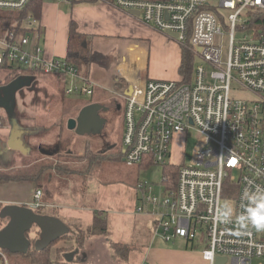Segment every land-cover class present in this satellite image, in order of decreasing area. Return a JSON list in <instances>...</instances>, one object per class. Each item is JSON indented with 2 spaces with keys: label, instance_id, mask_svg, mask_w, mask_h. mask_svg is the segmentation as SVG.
Returning <instances> with one entry per match:
<instances>
[{
  "label": "built area",
  "instance_id": "1",
  "mask_svg": "<svg viewBox=\"0 0 264 264\" xmlns=\"http://www.w3.org/2000/svg\"><path fill=\"white\" fill-rule=\"evenodd\" d=\"M29 1L0 0V11L18 13ZM113 2L138 11L145 23L165 34L175 33L179 43L189 44L204 61L195 65L191 82L148 79L125 94L123 160L131 167L151 162L162 170L177 168L162 171L161 182L168 188L161 184L162 196L141 194L136 212L152 217L164 241H200L209 264L217 259H225L223 264H264V232L238 220L245 189H264V0ZM23 21L36 23L31 16ZM238 29L251 31L253 37H237ZM3 33L0 66L7 58L20 70L70 76L67 96L94 93L96 83L80 76L65 58L48 60L30 36ZM192 129L202 140L194 162H170L174 136ZM34 198L33 209L40 205V190ZM226 202L234 210L232 221L217 223L215 210ZM0 255L5 258L1 249Z\"/></svg>",
  "mask_w": 264,
  "mask_h": 264
},
{
  "label": "rangeland",
  "instance_id": "2",
  "mask_svg": "<svg viewBox=\"0 0 264 264\" xmlns=\"http://www.w3.org/2000/svg\"><path fill=\"white\" fill-rule=\"evenodd\" d=\"M221 14L226 17L228 15L225 11ZM248 18L245 15V19ZM245 35L250 38L253 37V33L249 30H237V37ZM187 48L194 53L189 44ZM193 63L195 65L204 64V61L195 54ZM9 77L10 74L7 71L0 70V86L12 82ZM20 78L24 83V89L19 90L13 100H9L6 90L0 87V115L3 119V123L1 122L0 125V139L6 143L14 126L25 128V130L31 131L25 139L22 137L26 141L24 143L26 152H29L24 155L25 152L22 154L15 151L12 159L8 162L6 158H2L0 174L35 175L44 169L43 177L38 182L39 185L36 184V186L41 187L42 199L40 205L35 209L41 215L66 217V213L63 212L64 209L59 207L55 199L57 196L65 198L66 182H70L72 185L74 196H77V193L81 195V206L88 212L94 209H105L107 213H113L127 208L130 205L129 202L132 203V209L135 206L134 194L135 192L136 195L137 192L139 193L138 184H149L150 186L147 188L149 193L154 196H162L161 186L158 185L162 179L161 167L153 165L149 169L140 168L138 170L136 167L128 166L123 160V154L117 153L116 143H113V145L116 144V147L112 149L114 158H107L110 155V152L107 151L108 147L103 149L102 146L107 143V139L108 142L119 141L121 138L119 133L123 131L120 120L111 116V113L114 115L112 107L109 108L111 113H105V108L99 105L100 110H103L102 115L109 114L108 122L104 128L102 126L90 133H82L78 128L70 130L69 118H76L83 108L82 104L90 100L92 95L84 97L65 96L63 87L66 85L53 74L40 73L32 76L26 73L20 75ZM96 94L99 96L100 91ZM244 96L249 97V94H244ZM123 134L124 131L122 132V139ZM23 135L25 134L23 133ZM177 135L180 136L176 137ZM174 138L169 161L179 166L191 165L202 142L200 134L192 129L188 132L177 133ZM86 147L90 148L92 155H97L99 156L97 159H101L99 161L94 158L87 159L84 151ZM7 152L8 150H4L5 155ZM92 164H94L93 168H91ZM66 169L75 173H71V175L66 172ZM83 172L85 173L83 174ZM85 175L88 178V184L92 186V190L88 192L80 191L78 186ZM37 191L32 193L33 186L28 181L2 184L0 186V202L2 200L23 201L26 199L27 203L21 205L31 206L35 202L34 196ZM3 207V204L0 203V210ZM134 216L139 215L134 214ZM134 216L129 215L125 218L118 216L116 220L111 219L112 227L115 226L119 231L126 227L137 229ZM3 222L5 220L0 219V228L4 227V225L2 226ZM78 223H81V226L76 224V229L82 228L85 234L90 232L91 227L88 221H79ZM39 234L38 227H33L29 234L32 242L39 239ZM66 236H64L65 239ZM64 242L65 240L60 239L54 243L50 247L52 248L51 253H56L58 248L65 246ZM202 245L198 240L193 243H186L183 239L170 242L163 240L161 243L165 250L177 252V255H183L187 250L199 254ZM4 254L5 258L0 259V264H30V259L19 253L5 252ZM182 260L176 256L177 264H181ZM60 261L62 262L63 259L59 257L54 264H60ZM176 261L174 257L164 259L165 264H176Z\"/></svg>",
  "mask_w": 264,
  "mask_h": 264
},
{
  "label": "crops",
  "instance_id": "3",
  "mask_svg": "<svg viewBox=\"0 0 264 264\" xmlns=\"http://www.w3.org/2000/svg\"><path fill=\"white\" fill-rule=\"evenodd\" d=\"M1 13L9 12L0 11V15H2ZM39 20L38 27L41 28L42 34L40 36L35 35L34 39H31V44L39 45L46 59L65 58L67 56L71 27L87 38L88 43H90L88 48L101 58L91 61L87 65L86 77L90 78L96 85L91 99L85 101L82 107H94L96 118L91 128L85 133H90L92 129H98L102 126L105 127L109 114L102 115L103 110H100L99 105L103 108H109L115 102L125 100L128 87L142 85L148 79L183 80L182 75L179 73L183 44L154 26L145 23L140 14L136 15L117 7L113 0H69V2L43 0ZM3 35L0 25V36ZM25 74L26 72H23L20 75ZM29 74L34 76L40 73ZM56 77L66 86L71 80L70 76ZM34 79H37V77H34ZM66 86L63 87L64 91ZM22 89H24L23 86L19 87L16 90V95ZM99 91L100 95L98 96L96 92ZM83 108L82 110H84ZM80 115L81 113L76 118L70 117L68 124L71 120L76 121L78 124ZM77 124L73 130L76 129ZM69 129L72 130L70 127ZM122 132L119 133L121 136L119 141L108 142L107 139V143L102 146L103 149L108 147L107 151L110 152V155L107 158H114L112 149L116 147V144L117 153L123 154L122 145L120 144L122 142ZM115 136L117 135L115 134ZM25 137L26 135H23L24 139ZM113 143L116 144L113 145ZM15 151L24 154L22 151L9 149L7 155L4 154L3 158H6L7 162L10 161ZM84 151L86 152V158L89 160L94 158L99 161L101 159H97L99 157L97 155H92L89 147H86ZM28 152H25L24 155H27ZM93 167L94 164L91 165V168ZM87 179L85 175L83 180H79L80 191L88 192L92 190V186L88 184ZM89 180L92 179L89 178ZM32 186V193H34L35 188L41 190V187L36 186L34 183H32ZM73 190L70 182H66L65 198L55 197L59 207L63 208V212L66 213V217H56L60 218L69 227L70 233L67 235H70L73 246L70 253L63 254V260H66V262L62 261V264H165L164 259L166 257H174L176 261V256L183 259L181 264H209L200 252L197 254L192 253L194 251L187 250L183 255H177V252L165 250L161 246L163 239L156 232L152 217L146 213L135 211L139 198L138 192L137 195L136 192L134 194L135 206L132 209V203L129 202L130 205L127 208L107 213L105 209H94L88 212L87 209L81 206V195L77 193V196H74ZM0 203L3 206L8 204L21 205L26 204L27 200H2ZM32 210L35 211L33 208ZM97 213H104L107 217V234L89 235L88 233L89 236L80 243L77 239L78 234L82 232L85 234V232L82 228L76 229L75 225L81 226V223H78L79 221H88L91 227ZM134 214L139 216H134ZM129 215L135 217L137 229L126 227L119 231L115 226L112 227L111 219L116 220L118 216L125 218ZM1 220H5L2 226H6L9 222V219ZM32 246L34 247V242ZM70 254L73 255L72 258L67 260L66 255Z\"/></svg>",
  "mask_w": 264,
  "mask_h": 264
},
{
  "label": "trees",
  "instance_id": "4",
  "mask_svg": "<svg viewBox=\"0 0 264 264\" xmlns=\"http://www.w3.org/2000/svg\"><path fill=\"white\" fill-rule=\"evenodd\" d=\"M42 2L43 0H30L27 6L25 7V9L22 11H19L18 13H12V12L1 13L2 14L0 15L1 29L4 31L14 32L18 36H30L31 39H34L35 35L37 34L40 36L42 34V31H41V28L38 26H39V21H40L39 19L41 18ZM27 16H31L32 19L36 21V23H31L30 25L24 22L23 19ZM261 20H263L262 22L264 26V18ZM15 22H17L16 25H15ZM88 44L90 43H88V40L85 36H83L82 34H79L76 31V29H74L73 27L70 28L68 54L65 57V60L71 65H73L75 69L77 70V73L80 76H83L84 78L87 76V65L91 61L97 60L100 57L98 54L94 53L90 48H88ZM182 46H183L182 60H181L180 68H179V73L182 75V77H184V81L188 83V82H191L193 79V72L195 68V64L193 63V60H194L195 54L189 48H187L188 44H183ZM0 70L7 71L10 74V77H9L11 79L10 81H13L17 77H19L21 73L25 71V70H20L15 64L9 62L7 58H4L3 64L0 66ZM26 73H38V72H28L27 71ZM0 87H3V85H1ZM0 121L3 123V119L1 115H0ZM23 130H24L25 135L31 133V131H27L25 129ZM24 143H26V141ZM134 167H137L139 169L140 168L149 169L150 167H152V163L146 162L141 165L134 166ZM162 171L163 173H168V172L173 173L177 171V168L174 166L163 167ZM66 172L70 174L75 173L73 171H68L67 169H66ZM43 174H44V169H41L35 175H28V174H2L1 175L0 174V186L2 184L23 182V181H28L36 185L38 184L40 179L43 177ZM161 184L165 186V188H168V183L166 184V183L160 182L158 185L161 186ZM140 185L141 184L137 185V188L139 189V193H138L139 198H138V204L136 205V208L143 201L141 194L144 196L145 193L147 192V187L145 186V184H142L143 185L142 188H140ZM34 190L36 191L37 188H35ZM107 227H108V224H107L106 215L104 213H97L95 215V219L91 226L89 235H106L107 230H108ZM89 235L83 234L82 232L78 234L77 239L81 243L83 242L82 240L83 239L85 240L86 237H88ZM67 236H66V239L65 237L61 238V240H65L64 242L65 246L58 248L59 251L56 250V253H51L52 248L50 247L54 245V243H56L57 241L49 245L44 250H36L35 248L31 247L27 253L22 254V255L30 259V264H54V262L58 260L59 257L63 259V253H66V252L70 253L71 250L73 249V246L70 240L71 238ZM2 251L4 253L7 252L5 250H2ZM0 259L3 260V257L1 255H0ZM63 261L66 262V260H63ZM60 264H62L61 261H60Z\"/></svg>",
  "mask_w": 264,
  "mask_h": 264
},
{
  "label": "water",
  "instance_id": "5",
  "mask_svg": "<svg viewBox=\"0 0 264 264\" xmlns=\"http://www.w3.org/2000/svg\"><path fill=\"white\" fill-rule=\"evenodd\" d=\"M132 13L139 15L138 11ZM173 38H176L175 33L169 31L166 32ZM24 85L19 77L14 79L9 84L3 86L7 92V98L13 100L16 95V90ZM133 88L130 86L126 91V95H131ZM88 107V106H87ZM89 109L94 107H88ZM86 108L85 110H87ZM85 111L81 112L79 116L78 124L76 121L71 120L69 127L74 129L76 124L77 128L85 133L91 128L93 123L92 119L87 120L85 117ZM91 125V126H90ZM24 130L22 127L14 126L11 130V135L6 143H1L0 140V161L4 156V150H19L26 152L22 135ZM6 144V147H4ZM0 219H9V222L3 228H0V249L7 250L11 253L25 254L31 248L33 242L30 238V231L33 227H38L40 230L39 239L34 241V247L36 250H44L52 243L58 241L62 237L70 233L69 227L58 217L40 215L32 210L29 206H23L19 204H8L4 206L0 211ZM72 254L66 255V259L70 260ZM225 260V259H224ZM222 259H217L216 264H223Z\"/></svg>",
  "mask_w": 264,
  "mask_h": 264
},
{
  "label": "clouds",
  "instance_id": "6",
  "mask_svg": "<svg viewBox=\"0 0 264 264\" xmlns=\"http://www.w3.org/2000/svg\"><path fill=\"white\" fill-rule=\"evenodd\" d=\"M242 211L238 216L240 223L250 225L257 232H264V189L245 191L241 195ZM233 208L230 204L219 205L214 214L217 223L228 224L232 221Z\"/></svg>",
  "mask_w": 264,
  "mask_h": 264
},
{
  "label": "flooded vegetation",
  "instance_id": "7",
  "mask_svg": "<svg viewBox=\"0 0 264 264\" xmlns=\"http://www.w3.org/2000/svg\"><path fill=\"white\" fill-rule=\"evenodd\" d=\"M124 106H125V100H121V101H118V102H115V104L112 106V109H113V113H114V115L111 113V111L109 110V108H105L106 110V112L105 113H111V116H112V118H118L119 120H120V124H122V126H123V112H124ZM89 107V106H88ZM87 106L85 107V108H83L84 110H81V112L82 111H85V118L87 119V120H90V119H92V121L93 120H95V114H96V111H95V109L94 108H91V109H89ZM86 108H88L87 110H85ZM80 112V113H81ZM106 115H108V114H106ZM91 124H92V122H91ZM91 126V125H90ZM78 127V126H77ZM76 127V128H77ZM80 130V129H79ZM92 130H95V129H92ZM122 145V144H121ZM35 211H36V213H38V214H40L41 215V213H39L36 209H34Z\"/></svg>",
  "mask_w": 264,
  "mask_h": 264
}]
</instances>
